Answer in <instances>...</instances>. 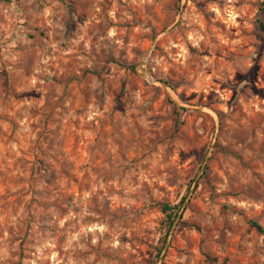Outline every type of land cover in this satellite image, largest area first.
<instances>
[{
  "label": "rangeland",
  "instance_id": "obj_1",
  "mask_svg": "<svg viewBox=\"0 0 264 264\" xmlns=\"http://www.w3.org/2000/svg\"><path fill=\"white\" fill-rule=\"evenodd\" d=\"M253 221L264 0H0V264H264Z\"/></svg>",
  "mask_w": 264,
  "mask_h": 264
},
{
  "label": "trees",
  "instance_id": "obj_2",
  "mask_svg": "<svg viewBox=\"0 0 264 264\" xmlns=\"http://www.w3.org/2000/svg\"><path fill=\"white\" fill-rule=\"evenodd\" d=\"M174 206H171L170 204L168 203H163L162 206H161V210L162 212L165 214L166 218L169 219L170 221H172L173 217H174V212L172 211ZM256 227L257 229L260 231V232H263L264 233V228L262 226H260L257 222H252Z\"/></svg>",
  "mask_w": 264,
  "mask_h": 264
}]
</instances>
